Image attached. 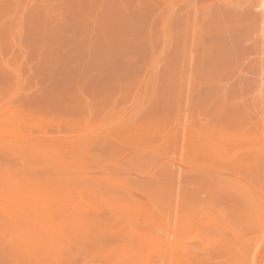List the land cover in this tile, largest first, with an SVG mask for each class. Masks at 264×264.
Wrapping results in <instances>:
<instances>
[{
	"label": "rangeland",
	"instance_id": "1",
	"mask_svg": "<svg viewBox=\"0 0 264 264\" xmlns=\"http://www.w3.org/2000/svg\"><path fill=\"white\" fill-rule=\"evenodd\" d=\"M263 1L0 0V109L128 141L101 151L94 178L54 170L50 179L130 180L142 189L135 200L168 199L178 213L212 206L260 236L246 196L264 185V165L243 162L264 140ZM35 167L53 165L44 156ZM1 224L0 264H33L8 263L12 233ZM74 255L70 264H99Z\"/></svg>",
	"mask_w": 264,
	"mask_h": 264
},
{
	"label": "bare ground",
	"instance_id": "2",
	"mask_svg": "<svg viewBox=\"0 0 264 264\" xmlns=\"http://www.w3.org/2000/svg\"><path fill=\"white\" fill-rule=\"evenodd\" d=\"M261 5L264 11V1ZM261 30L264 34V20ZM262 69L264 80V58ZM11 111L0 109V147L14 151L11 156L21 163L14 167L18 161L0 151V223L13 235L4 244L10 252L8 263L18 261V256L33 264H70L72 256L80 254L99 264H264V185L254 186L257 197L251 192L246 196L262 228L260 236L249 238L220 217L215 207L204 206L196 212L192 206L186 209L193 204L180 203L185 210L178 213L165 206L168 199L164 205L135 200L137 195L131 192L138 187L130 180L50 179L54 170L59 175L69 174L68 170L94 178L89 172L92 163H104L107 158L101 151L112 144L125 147L128 141L109 142L117 137L97 127L52 116L27 118ZM262 141L257 151L259 144H255L252 160L243 166L264 165ZM44 156L53 167L37 171L35 161ZM135 164L141 166L139 160Z\"/></svg>",
	"mask_w": 264,
	"mask_h": 264
}]
</instances>
